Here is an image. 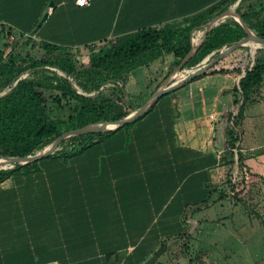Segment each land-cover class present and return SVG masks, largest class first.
Instances as JSON below:
<instances>
[{"label": "crops", "instance_id": "1", "mask_svg": "<svg viewBox=\"0 0 264 264\" xmlns=\"http://www.w3.org/2000/svg\"><path fill=\"white\" fill-rule=\"evenodd\" d=\"M224 1L0 0V37L86 48L193 19ZM175 61L167 54L128 73L125 98L144 105ZM246 69L206 74L90 148L16 169L0 183V264H146L186 234L190 214L212 200L238 149L264 175V76L243 117L233 119Z\"/></svg>", "mask_w": 264, "mask_h": 264}, {"label": "trees", "instance_id": "2", "mask_svg": "<svg viewBox=\"0 0 264 264\" xmlns=\"http://www.w3.org/2000/svg\"><path fill=\"white\" fill-rule=\"evenodd\" d=\"M231 1L233 0L221 2L206 14L188 19V24L184 27L170 24L160 29L149 28L118 37L110 41L109 46L102 48L100 53L86 64L76 58L72 48L52 44L37 45L27 40L16 50L12 49L8 52L11 47L6 44L0 51V90L11 87L12 89L0 96V156L33 155L62 134L61 128L49 116L48 98L42 91L43 83L32 79H20L27 69L57 68L67 76L80 78V85L85 92H95L92 96L80 93L67 77H57V84H50L51 88L62 92L61 97L55 98L56 101L60 102L61 98L72 99L80 105L76 116L69 118L68 131L103 121L121 120L128 116L129 112H123L113 96L105 95V89L101 90V88L109 82L123 83L128 73L167 54H172L176 60L174 66H179L192 49L194 30L220 12L226 11L225 7ZM255 14L240 13L247 23L255 17ZM258 35L264 38V26L258 31ZM246 36L241 24L224 23L216 26L186 67L199 64L214 51L220 50L227 44L238 42ZM17 58L30 63L31 66L17 68L14 64ZM244 64L245 57L239 55L238 51L233 52L206 74H241ZM263 76L264 59L259 57L251 69H246L237 89V94H242L243 100L234 119L236 124L238 119L243 117L249 96L261 85ZM15 82L16 85L12 86ZM113 92L124 96V87L115 86ZM131 124L133 122L124 127ZM113 132L71 137L63 142L62 148L57 152L63 154L85 150ZM231 137V144L236 147L233 143L235 137L233 135ZM2 160L7 162L5 159ZM33 165L35 163L0 169V183L8 179L16 169L29 168Z\"/></svg>", "mask_w": 264, "mask_h": 264}, {"label": "rangeland", "instance_id": "3", "mask_svg": "<svg viewBox=\"0 0 264 264\" xmlns=\"http://www.w3.org/2000/svg\"><path fill=\"white\" fill-rule=\"evenodd\" d=\"M225 10H234L238 14L256 13L249 23L245 22L251 31L259 36L258 31L264 26V0H233L225 7ZM207 23L194 30L196 42L203 38ZM224 23L240 24L234 16L227 17L220 22V24ZM187 24V21H180L173 25L184 27ZM4 37H0V47L9 44L11 48L8 50H16L20 46L18 41L22 36L15 35V39H13L9 33L8 36L4 34ZM196 42L194 41L195 44ZM109 45L110 41L86 48L72 49V53L79 61L86 64L99 54L102 48ZM220 50L214 51V54L211 53V59L215 58ZM237 51L239 55L242 54L245 57L244 65L247 66V69L254 66L257 58L264 59V48L258 49L255 56H252L251 47L248 45L240 47L235 52ZM203 61L195 66L185 67L181 71H175L178 66H173L170 72L172 73L170 81L175 82L178 79L175 77L178 72L188 75ZM14 64L17 68L31 66L30 63H25L18 58ZM57 77H67L80 93L91 96L95 94V92H85L80 85L81 80L77 76H67L63 71L54 67L29 68L20 79H32L43 83L42 91L48 98L49 116L61 128L63 134L70 128L69 118L76 116L80 105L72 99L61 98L60 102L55 100L56 97L62 95L61 91L50 87V84H57ZM14 85L16 82L12 86ZM114 88H105L104 94L109 97L113 96L123 112L132 113L139 103L134 99L130 101L125 96L114 93ZM11 89L12 87L0 90V96L7 94ZM236 96L238 101L235 103L234 111L236 112L233 119L238 114L243 100L242 94L239 93ZM234 133L236 135L233 143L236 144L240 138L237 130ZM52 142L37 153L42 152ZM259 153H264V149ZM249 156V153H242L239 149L237 158L232 154L227 179L216 186L212 200L205 207L199 209L200 212L196 209L195 216L189 213L191 217L186 234L167 241L146 264H264V175H258L251 171V168L245 163Z\"/></svg>", "mask_w": 264, "mask_h": 264}, {"label": "water", "instance_id": "4", "mask_svg": "<svg viewBox=\"0 0 264 264\" xmlns=\"http://www.w3.org/2000/svg\"><path fill=\"white\" fill-rule=\"evenodd\" d=\"M233 13L235 16H237L238 21L240 22L241 26L243 27L246 37L242 38L238 42L233 43L229 46H224L218 53V55L211 59V55L206 57L202 64L198 66L197 68L193 69L188 75H186L184 78H182L180 81L171 82L170 79L164 82L157 91L153 94V96L142 106L136 108L132 113H130L128 116L121 120L117 121H103L99 123L89 124L77 129L69 130L60 136H58L52 144L49 146V148L44 149L42 152L35 153L33 155L28 156H0L2 158H5L7 160V163L9 164L6 168H0V169H10L14 168L16 165H27L31 163H35L44 157L50 156L51 154H54L56 151L60 149V146L64 141L71 137L75 136H84V135H90V134H101L106 132H112L115 130H118L132 122H135L141 117H144L150 110L154 108V106L158 103V101L164 97L165 95L176 91L177 89L181 88L185 84L193 81L195 78L202 76L206 74L211 68H213L216 64H218L220 61L225 59L227 56H229L231 53L235 52L242 46H250L251 47V54L252 56H255L258 49L264 48V38L255 35L249 26L246 24L244 19L240 14H238L234 10H227L216 17L212 18L206 26L205 34L202 38V40L196 44L192 45V49L190 53L182 60V62L179 64L177 69L175 71H181L183 70L188 62L195 56V54L198 52V50L201 48V46L206 41L209 33L220 24V22L224 21L227 17L233 16L231 15ZM192 38H194V33L192 34ZM252 42H257V44H253ZM214 54V53H213ZM245 73L243 74V76ZM17 83V82H16ZM15 86V85H14ZM5 95V94H4Z\"/></svg>", "mask_w": 264, "mask_h": 264}, {"label": "built area", "instance_id": "5", "mask_svg": "<svg viewBox=\"0 0 264 264\" xmlns=\"http://www.w3.org/2000/svg\"><path fill=\"white\" fill-rule=\"evenodd\" d=\"M77 5L81 6V7H85V6H89L91 3V0H83V2H81V0H77ZM23 37V35H22ZM12 38L15 39V35H12ZM115 86H123V83L121 81H117V82H109L108 84L104 85L101 90L107 88V87H115ZM212 118H214V116H211ZM62 148V146H60V149ZM59 149V150H60Z\"/></svg>", "mask_w": 264, "mask_h": 264}, {"label": "bare ground", "instance_id": "6", "mask_svg": "<svg viewBox=\"0 0 264 264\" xmlns=\"http://www.w3.org/2000/svg\"><path fill=\"white\" fill-rule=\"evenodd\" d=\"M231 15H233L237 20V16H235L233 13H231ZM230 17V16H229ZM201 41V40H200ZM199 40H195L196 43L200 42ZM254 45L257 44V42H252ZM186 76V74L182 73V72H178L175 74V77H178V79L176 81H180L182 78H184ZM49 148V146L47 147ZM2 158V157H0ZM2 159H5V158H2ZM0 159V168H6L9 166V164L7 162H5L4 160ZM6 160V159H5Z\"/></svg>", "mask_w": 264, "mask_h": 264}, {"label": "snow or ice", "instance_id": "7", "mask_svg": "<svg viewBox=\"0 0 264 264\" xmlns=\"http://www.w3.org/2000/svg\"><path fill=\"white\" fill-rule=\"evenodd\" d=\"M81 2H83V0H81Z\"/></svg>", "mask_w": 264, "mask_h": 264}]
</instances>
